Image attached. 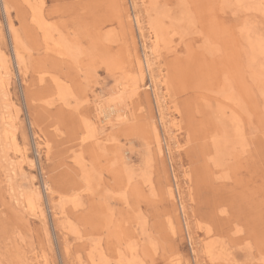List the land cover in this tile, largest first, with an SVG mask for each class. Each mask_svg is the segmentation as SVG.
<instances>
[{
    "label": "rangeland",
    "instance_id": "obj_1",
    "mask_svg": "<svg viewBox=\"0 0 264 264\" xmlns=\"http://www.w3.org/2000/svg\"><path fill=\"white\" fill-rule=\"evenodd\" d=\"M0 264H264V0H0Z\"/></svg>",
    "mask_w": 264,
    "mask_h": 264
},
{
    "label": "bare ground",
    "instance_id": "obj_2",
    "mask_svg": "<svg viewBox=\"0 0 264 264\" xmlns=\"http://www.w3.org/2000/svg\"><path fill=\"white\" fill-rule=\"evenodd\" d=\"M17 40H19V39H17ZM18 46V45H17ZM111 112H113L112 110H111ZM106 117H108V116H106Z\"/></svg>",
    "mask_w": 264,
    "mask_h": 264
}]
</instances>
